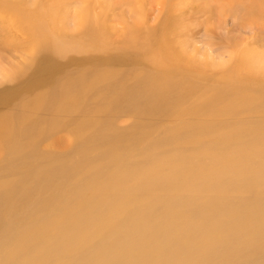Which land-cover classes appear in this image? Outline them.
Here are the masks:
<instances>
[{
    "label": "bare ground",
    "instance_id": "obj_1",
    "mask_svg": "<svg viewBox=\"0 0 264 264\" xmlns=\"http://www.w3.org/2000/svg\"><path fill=\"white\" fill-rule=\"evenodd\" d=\"M65 2L28 12L10 4L29 55H42L38 70L55 66L51 54L88 53L111 39L84 4L81 31L63 34ZM140 9L118 46L148 66L127 73L132 85L83 73L0 120L7 151L0 175L17 176L0 182V264H254L255 257L264 264V83L235 74L254 56L233 53L239 66L226 85L205 87L183 48L187 21L165 33L176 7L154 27ZM86 85L105 93L91 109L79 106ZM122 113L132 124L117 130ZM73 119L76 147L65 157L34 158L35 126L46 134ZM160 123L170 125L152 138Z\"/></svg>",
    "mask_w": 264,
    "mask_h": 264
},
{
    "label": "rangeland",
    "instance_id": "obj_2",
    "mask_svg": "<svg viewBox=\"0 0 264 264\" xmlns=\"http://www.w3.org/2000/svg\"><path fill=\"white\" fill-rule=\"evenodd\" d=\"M7 1L0 0V120L16 109L30 105L39 97L56 93L64 82L75 79L83 73L102 74L103 76H92V78L102 79L108 83H116L123 78L126 84L132 85L133 74L127 73L145 71L148 70V66L140 62L141 58L133 59L136 51L118 46L123 41L119 38L120 35L122 33L124 35L128 26L133 25L134 21L140 20L138 19L141 15L140 7L143 9L144 18L150 21L146 20L145 23H149V27L158 25L162 16H168L169 9H166L168 6L176 7L177 10H171V15H176L177 21L169 20L172 24L165 33L171 28L176 30L181 26V22L187 21L190 28V41L183 48L186 47V53L191 58L190 61L188 60L191 73L200 79L203 86L207 87L213 83L221 87L226 85L227 79L232 75L233 66H239L232 54L243 50L250 51L254 58L251 64L248 63L250 66L244 65L245 67L238 69L235 74L250 80L256 86L264 83V9L262 8L264 0H91L89 6L83 0H66V7L63 9L66 28L63 34L71 35L81 31L76 27V22H78L77 15L84 4L83 6L88 7V13L90 12L89 16L93 22L98 19L100 20V22L97 20L98 25L108 26V34H112L111 39H108L107 44L96 51L81 54L69 53L65 56L51 54L48 58L55 63V66L40 70H38V59L42 55H29L27 37L23 35L25 34L23 23L14 20L16 15L11 12L13 10L10 4L21 3L18 6L21 5L22 9L24 8L22 11L28 12L37 10L41 5L47 7L50 0ZM91 9L94 11L92 12ZM183 16L185 20L182 19ZM184 38L185 34L181 36V39ZM79 43L85 45V40ZM119 58L123 61L118 60ZM197 95L189 98L186 104L193 103ZM103 96L105 93L102 89L86 85L81 94L79 106L91 109L99 105V99ZM131 124L132 117L129 113H122L114 121L117 130L128 129ZM169 125V123H160L151 131V137L159 138ZM35 128L36 132L32 135L37 142L33 148L34 158L39 161L47 157H65L76 147L79 132L75 119L46 134L39 131L42 126H35ZM90 130L87 128L83 133L88 134ZM140 150L141 148L137 149L135 146L132 153L136 154ZM89 154L94 156L95 152L91 150ZM6 156L7 151L2 145L0 146V165L6 161ZM16 177L9 174L0 175V182L15 180ZM23 214L24 212L18 213L20 216ZM256 258L254 264H262L258 261L260 259Z\"/></svg>",
    "mask_w": 264,
    "mask_h": 264
}]
</instances>
